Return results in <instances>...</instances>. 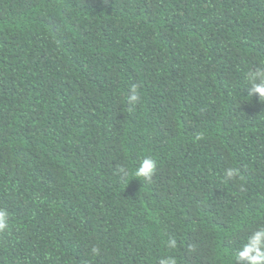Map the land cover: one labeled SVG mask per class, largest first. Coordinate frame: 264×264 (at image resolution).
<instances>
[{
	"label": "trees",
	"instance_id": "trees-1",
	"mask_svg": "<svg viewBox=\"0 0 264 264\" xmlns=\"http://www.w3.org/2000/svg\"><path fill=\"white\" fill-rule=\"evenodd\" d=\"M257 67L264 0H0V264H238L264 226Z\"/></svg>",
	"mask_w": 264,
	"mask_h": 264
},
{
	"label": "clouds",
	"instance_id": "clouds-1",
	"mask_svg": "<svg viewBox=\"0 0 264 264\" xmlns=\"http://www.w3.org/2000/svg\"><path fill=\"white\" fill-rule=\"evenodd\" d=\"M247 80L251 84L250 92L259 94L260 100H264V67H257L247 74ZM129 105H135L141 100V94L138 86L133 85L131 94L127 98ZM158 167L157 160L151 156H145L138 166L132 172L134 178H139L142 182L152 183ZM225 177L231 180H243L244 177L238 167H229L225 169ZM9 211L5 207H0V233L10 228ZM168 249H175L177 240L169 237L165 242ZM93 248V252H97ZM238 264H264V226L258 227L248 237L247 242L236 253ZM159 264H177L174 256H166L159 261Z\"/></svg>",
	"mask_w": 264,
	"mask_h": 264
}]
</instances>
